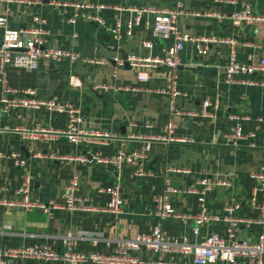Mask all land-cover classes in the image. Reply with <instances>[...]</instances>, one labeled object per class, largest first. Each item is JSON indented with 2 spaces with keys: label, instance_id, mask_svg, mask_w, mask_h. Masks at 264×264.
<instances>
[{
  "label": "crops",
  "instance_id": "0c3cea01",
  "mask_svg": "<svg viewBox=\"0 0 264 264\" xmlns=\"http://www.w3.org/2000/svg\"><path fill=\"white\" fill-rule=\"evenodd\" d=\"M77 1L161 6L179 3L184 10L216 13L219 17L181 16L177 26L190 36H232L239 43H251L238 47L239 61L264 56V21L232 27L228 18L229 13L241 8L244 2L251 4L256 15L264 16V0H236L232 5L219 0ZM51 2L0 0V13H6L11 27L21 31L37 26L32 18L39 17L46 31L45 35H40L46 47L68 48L95 57L104 56L100 52L101 47L109 52L106 30L80 16L70 21V10L52 5ZM104 16L107 25L111 26L116 16L111 12H105ZM144 38H147L146 32L134 29L132 35L116 43L115 54L145 56L148 49L139 44ZM165 43H170V39H151V53H159V48ZM177 59L178 64L171 75L166 67L146 68L148 79L140 89H134L137 84L128 66L113 70L110 61L103 66L88 67L58 59L41 61L36 69L6 67L0 93L7 102L22 98L12 93V90L32 89L34 95L31 98L64 100L78 105L81 130L107 131L115 135L106 144L70 143L61 133L65 127L63 113L47 111L40 106L10 107L0 102V249L27 245L51 246L53 243L57 255L48 259L11 258L9 264H105L92 262L88 257L110 252L115 241L120 238L148 232L155 220L150 211L158 194L164 193L178 213L194 212L197 205L194 196L181 189L193 186L195 180L201 177L213 183L205 197L208 212L218 214L224 207L238 203L239 207L234 212L236 217L251 220L259 218L262 211L248 203V194L254 182L250 175L264 162V137L255 123L256 117L264 116V91L243 81L260 78V75H239L235 77V83H223V68L227 60V46L223 43H210L204 55H196L194 43L185 42ZM70 75L80 79L78 87L69 84ZM170 77L184 96L180 94L169 99L166 94L152 92L153 89H163L169 84ZM93 83L124 86L127 89L94 91L91 89ZM203 99L210 103V117L193 118L170 113V101L178 110L186 112L198 109ZM228 113L246 117L241 126L246 131H255L252 138L256 145L254 148L223 144V133L232 126ZM168 117H172L176 125L175 135L189 141L149 140L146 155L141 160L145 172L143 175L134 174L136 166L133 164L125 163L122 170L116 172L100 160L76 159L78 156L86 158V153L106 158L118 147L126 152L135 151L145 144L146 140L142 138L163 133V125ZM145 124L149 127H144ZM17 159L23 160L22 165L14 164ZM174 169L188 170V173L174 172ZM73 174L78 178L79 194L97 208L104 207L107 195L97 193L96 189L117 181L123 200L121 212L113 216L100 211L69 212L59 207L51 208V204L60 206L63 203L62 187ZM23 176L30 182L29 201L42 204L45 209L7 205L20 199L14 193V187ZM215 180L220 183L214 184ZM165 186L176 188L177 192L166 193ZM191 225H183L173 218L162 220V228L168 233L183 236L189 242H197L196 232H193ZM199 228L202 230L199 239L208 230L226 236L222 223ZM66 232L72 235L71 250L83 254V260L68 262L62 258L66 248L60 242ZM259 233L264 234V225L237 223L233 228V238L237 241L254 242ZM136 255L144 263L155 258L146 250ZM163 257V264H177L186 259L181 254Z\"/></svg>",
  "mask_w": 264,
  "mask_h": 264
},
{
  "label": "built area",
  "instance_id": "2783aa9c",
  "mask_svg": "<svg viewBox=\"0 0 264 264\" xmlns=\"http://www.w3.org/2000/svg\"><path fill=\"white\" fill-rule=\"evenodd\" d=\"M10 1V0H4ZM20 2V0H11ZM51 4L69 9L71 12L70 21H73L76 16H80L87 21L95 23L97 26L107 31L109 41L107 42V50L114 52L112 57L104 56H89L82 55L68 48H52L44 46V39L40 35H45L46 31L42 28V21L39 17L32 18V21L37 26L26 30H16L11 27L9 18L6 13H0V85L3 86L6 76V67L12 66L22 69H36L41 61H51L58 59H66L71 63H81L82 65L103 66L108 61L112 63V69L128 66L134 75L137 86L134 89H140L143 84L147 82L148 74L146 68L166 67L169 74L176 68L178 64V53L185 42L194 43V51L196 55H204L207 52L208 44L223 43L227 46V60L223 68V83H235V77L239 75L253 76L260 75V78H252L243 81L248 85H255L264 91V56L256 59L248 57L246 61H239L237 59V52L239 46H248L251 43L241 41L240 43L232 36L227 37H195L183 33L177 26L178 19L181 16H199V17H213L218 16L216 13L208 12H194L184 10L179 3L170 6L161 5H114L99 1L80 2L77 0H51ZM227 2L228 4H235L236 0H219ZM105 12H111L116 17L111 26L105 22ZM228 18L232 27H239L243 24H250L255 21H264V16L256 15L251 8L249 2H244L241 8L233 9ZM134 29H140L147 33V38L139 41V44L148 49L145 56L126 55L124 59L115 54L116 43L125 37L133 34ZM151 39H161L166 41L170 39V43L163 44L159 48V53H151ZM137 68H140L137 70ZM69 84L72 87H78L80 79L77 76H69ZM91 89L94 91H104L106 89L126 90L124 86L106 85L104 83H93ZM152 92L157 94H166L169 99L182 94L174 85V82L169 79L163 89H153ZM12 93L22 98H17L11 102H7L0 93V102L5 106H28L36 108L40 106L47 111L61 112L65 116V127L61 132L70 143H100L106 144L107 141L115 138L111 132H98L91 130H81L79 122L81 116L79 114V106L64 100L56 99H38L31 98L34 95L32 89H18L12 90ZM170 113L176 115H186L189 117L205 118L210 117V103L207 99H203L195 111L181 112L170 101ZM175 116V115H173ZM172 116V117H173ZM168 117L163 125V133L155 136L150 135L142 139L146 142L135 151L126 152L123 148H117L112 154L106 158H99L91 154V159L101 161L109 165L114 171L120 172L125 163L136 166L135 175L145 174L142 169L141 160L145 157L148 149L149 140L160 141H179L185 142L189 139L177 136L174 133L176 125ZM228 119L231 121V128L226 133H223V144L231 147H239L247 145L254 148L253 143L255 131H246L242 128V121L246 119L244 116H238L234 113H228ZM255 123L264 137V116L255 118ZM148 128L149 125L145 124ZM141 138V137H140ZM264 151V145L262 147ZM1 157V155H0ZM79 161H90L83 156L76 157ZM23 160L17 159L14 161L15 165H22ZM174 172L188 173V170L174 169ZM250 177L253 179L250 192L248 194V203L260 208L261 215L256 220L241 219L234 215L235 210L239 207L238 203L224 207L221 213L208 212L205 205L206 194L211 189V183L206 177H201L195 180L193 186H188L181 189L189 195H193L197 203L195 211L192 213L181 214L175 211L167 200L164 193L156 196L153 209L150 211L154 217V223L148 232H137L130 238H120L115 241L112 250L104 255L92 254L88 259L95 263L105 264H163V256L167 254H181L185 255L186 259L177 264H264V234L259 233L256 241L234 240L233 228L237 223H245L250 226L252 223L257 225H264V162L259 168L251 173ZM220 183L218 180L214 184ZM30 187L29 179L26 176L21 177L15 187L14 193L19 196L18 201L7 203V205L19 206L23 208H30L37 206L40 209H45L42 204H37L29 201L28 189ZM120 185L115 183L99 187L96 189L97 193L107 195V201L104 207H94L91 203L85 200L79 194L78 178L75 174L67 179V183L62 187L61 198L63 203L60 206L51 204V208H63L66 211H81V212H106L113 216L121 212L123 204ZM166 193L175 194L176 188L165 186ZM166 218H173L179 223L192 224V230L195 233L199 227L207 228L208 225L222 223L224 235H219L216 231L208 230L198 242H189L185 237L177 234L168 233L162 228V220ZM72 235L66 232L62 238L60 245L66 248L62 258L68 262L81 261L84 259L83 254L74 253L71 250ZM50 245H27L15 248L0 249V264H9L11 258H38L48 259L57 257ZM149 251L154 255V261L144 263L136 253L139 251Z\"/></svg>",
  "mask_w": 264,
  "mask_h": 264
},
{
  "label": "water",
  "instance_id": "95a60500",
  "mask_svg": "<svg viewBox=\"0 0 264 264\" xmlns=\"http://www.w3.org/2000/svg\"><path fill=\"white\" fill-rule=\"evenodd\" d=\"M100 52L102 53V55H104V57H112L113 55H114V52H107L106 50H104L102 47H101V49H100ZM122 59H124L125 57H126V54L125 53H120V55H119ZM124 66H126V65H124ZM86 155V158L87 159H89L90 161L92 160L93 161V159H91V155L89 154V153H86L85 154ZM201 228H198L197 229V231H196V234H195V241H199V237H200V234H201Z\"/></svg>",
  "mask_w": 264,
  "mask_h": 264
}]
</instances>
